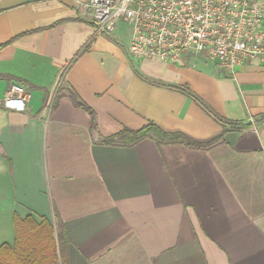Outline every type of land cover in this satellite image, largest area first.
<instances>
[{
  "label": "crops",
  "instance_id": "crops-1",
  "mask_svg": "<svg viewBox=\"0 0 264 264\" xmlns=\"http://www.w3.org/2000/svg\"><path fill=\"white\" fill-rule=\"evenodd\" d=\"M85 1L0 0V101L33 93L24 112L0 106V247L32 217L65 229L66 264H264V66L234 79L202 58L135 59L132 27L95 34ZM150 123L224 136L102 144Z\"/></svg>",
  "mask_w": 264,
  "mask_h": 264
},
{
  "label": "built area",
  "instance_id": "built-area-1",
  "mask_svg": "<svg viewBox=\"0 0 264 264\" xmlns=\"http://www.w3.org/2000/svg\"><path fill=\"white\" fill-rule=\"evenodd\" d=\"M80 5L91 16L95 34L111 35L117 23H128L129 54L138 60L181 64L202 55L234 79L239 67L264 66L260 0H87ZM32 98L30 90L11 84L0 106L24 112Z\"/></svg>",
  "mask_w": 264,
  "mask_h": 264
},
{
  "label": "trees",
  "instance_id": "trees-1",
  "mask_svg": "<svg viewBox=\"0 0 264 264\" xmlns=\"http://www.w3.org/2000/svg\"><path fill=\"white\" fill-rule=\"evenodd\" d=\"M71 99L77 107L86 110L92 117L91 128L96 126L94 111L72 94ZM197 103L212 117L218 119L217 114L202 100L195 97ZM224 133L205 142H195L182 133H166L155 123H150L140 130L125 129L122 132L105 138L102 144L108 146H133L147 138L155 139L160 145H186L191 148L208 149L222 140ZM16 239L13 246L4 244L0 247V264H66L64 256L71 244L67 233L44 219L38 223L34 218L26 220L15 219ZM62 260V262H61Z\"/></svg>",
  "mask_w": 264,
  "mask_h": 264
},
{
  "label": "rangeland",
  "instance_id": "rangeland-1",
  "mask_svg": "<svg viewBox=\"0 0 264 264\" xmlns=\"http://www.w3.org/2000/svg\"><path fill=\"white\" fill-rule=\"evenodd\" d=\"M195 55H193V56H190L191 58V60L193 59H196V58H202V59H205V57L204 56H202V55H200L199 57H194ZM208 63H212V62H210V61H208L207 59H205Z\"/></svg>",
  "mask_w": 264,
  "mask_h": 264
}]
</instances>
